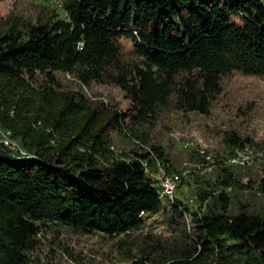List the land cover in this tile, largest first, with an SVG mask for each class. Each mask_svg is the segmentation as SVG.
<instances>
[{
  "label": "trees",
  "instance_id": "16d2710c",
  "mask_svg": "<svg viewBox=\"0 0 264 264\" xmlns=\"http://www.w3.org/2000/svg\"><path fill=\"white\" fill-rule=\"evenodd\" d=\"M64 9L66 19L0 35V109L17 112L18 91H28L37 74L54 84L56 72L74 69L84 84L119 86L130 107L116 109L107 123L97 110L85 116L78 138L99 145L87 153L71 143L62 152L40 143L27 145L36 156L21 157L0 145V264H29L48 224L109 237L142 228L146 216L163 210L162 197L173 198L147 172L149 153L98 164L96 153L110 132L173 102L182 111L209 114L224 75H264V0H66ZM123 39L133 43L137 60L123 61ZM55 95L51 88L40 94L46 104ZM60 102L57 129L80 112L75 98L64 95ZM0 120L16 130L17 119L1 114ZM229 143L241 140L234 135ZM255 187L264 193V173ZM221 200L222 212L193 215L190 252L197 259L239 255L245 264H264V210L229 215L228 197L222 193ZM169 205L181 217L188 212L179 199Z\"/></svg>",
  "mask_w": 264,
  "mask_h": 264
},
{
  "label": "rangeland",
  "instance_id": "374dc122",
  "mask_svg": "<svg viewBox=\"0 0 264 264\" xmlns=\"http://www.w3.org/2000/svg\"><path fill=\"white\" fill-rule=\"evenodd\" d=\"M65 1L0 0V35L26 34L31 25L68 18ZM121 44L123 61L138 59L130 40L123 39ZM55 76L54 84L40 74L28 79L29 90L18 91L20 100L13 101L18 111L0 109V115L7 114L9 122H18L13 130L0 120V145L13 155L34 157L36 153L27 145L40 143L56 152L69 148L70 143L81 153L92 147L98 149V144L95 147L78 138L85 116L97 110L100 121L107 123L116 109L126 111L130 107L116 84H84L77 69L58 71ZM50 88L56 98L53 104H46L40 94ZM15 93L7 98L11 100ZM64 95L75 98L80 112L57 129L53 119L63 107L60 101ZM234 135L241 140L237 146L229 143ZM263 147L264 75L238 71L224 75L209 114L182 111L173 102L146 120L127 119L121 128L110 132L107 143L96 153L98 164L131 161L138 153H149V159L143 162L145 168L154 177L168 179L173 188L167 194L173 198L170 203L179 199L188 212L179 216L169 205V198L162 197L160 213L146 216L142 228L114 237L48 224L38 235L39 245L31 253L29 264H245L246 256L239 255L197 259L190 252L196 246L192 220L194 214L222 212V193L230 201L229 215L240 211L263 213L264 193L255 187L264 173ZM202 150L213 158L209 160ZM234 159L235 163L231 161ZM250 180L253 186L247 187Z\"/></svg>",
  "mask_w": 264,
  "mask_h": 264
},
{
  "label": "bare ground",
  "instance_id": "6f19581e",
  "mask_svg": "<svg viewBox=\"0 0 264 264\" xmlns=\"http://www.w3.org/2000/svg\"><path fill=\"white\" fill-rule=\"evenodd\" d=\"M9 144H10V143H9ZM14 147H15V146H14ZM12 148H13V147H12ZM13 150H15V149H13ZM237 151H239V150H237ZM240 151H241V150H240ZM203 153H205V152L203 151ZM241 156H242V155H241ZM206 157H207L209 160H211V159L213 158L212 154H208V155H206ZM237 158H238V157H237ZM239 159H240V158H239ZM228 161H229L230 163H231V161H233V162L235 163V161H237V159H234V160H231V161L228 160ZM241 161H242L243 163L248 162L246 159H244V160L242 159ZM168 187H171L169 183H168ZM162 189H163V190H162L163 194H166V195H167V194H170V192H171V191H170V190H171L170 188H162ZM172 193H173V192H172Z\"/></svg>",
  "mask_w": 264,
  "mask_h": 264
},
{
  "label": "built area",
  "instance_id": "2783aa9c",
  "mask_svg": "<svg viewBox=\"0 0 264 264\" xmlns=\"http://www.w3.org/2000/svg\"><path fill=\"white\" fill-rule=\"evenodd\" d=\"M147 170V169H146ZM148 172V170H147ZM149 173V172H148ZM152 177V176H151ZM155 178V177H154ZM159 188H170L173 189L171 187H168V179L167 178H160V187Z\"/></svg>",
  "mask_w": 264,
  "mask_h": 264
}]
</instances>
